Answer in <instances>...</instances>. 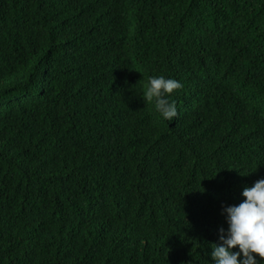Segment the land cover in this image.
Returning <instances> with one entry per match:
<instances>
[{"label": "trees", "instance_id": "1", "mask_svg": "<svg viewBox=\"0 0 264 264\" xmlns=\"http://www.w3.org/2000/svg\"><path fill=\"white\" fill-rule=\"evenodd\" d=\"M261 178L264 0H0V264H211Z\"/></svg>", "mask_w": 264, "mask_h": 264}, {"label": "clouds", "instance_id": "2", "mask_svg": "<svg viewBox=\"0 0 264 264\" xmlns=\"http://www.w3.org/2000/svg\"><path fill=\"white\" fill-rule=\"evenodd\" d=\"M182 87L164 75L149 77L143 93L145 102L153 103L159 115L172 121L178 115L170 95ZM239 204L222 206L227 229L219 230V242L211 244V264H264V178L245 187Z\"/></svg>", "mask_w": 264, "mask_h": 264}]
</instances>
